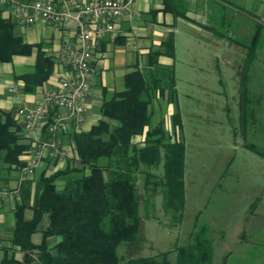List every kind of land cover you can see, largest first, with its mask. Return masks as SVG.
Here are the masks:
<instances>
[{"label": "trees", "instance_id": "obj_1", "mask_svg": "<svg viewBox=\"0 0 264 264\" xmlns=\"http://www.w3.org/2000/svg\"><path fill=\"white\" fill-rule=\"evenodd\" d=\"M165 45L174 55L173 33ZM32 47L14 36L9 19L0 18V62L28 54ZM169 71L168 101L177 107L171 125L182 132L178 93L173 70ZM51 72L52 60L38 51L34 72L22 76L23 90L33 91ZM159 79L140 70L128 73L125 88L103 101L101 113L112 121L101 119L76 134V165L21 182L15 224L9 244L1 246L0 264H170L168 251L128 258L119 253L122 244L140 239L141 202L150 216L161 194L164 213L175 221L183 219L186 209L185 141L171 140L163 123L152 124L151 104ZM138 136L143 139L137 141ZM31 147L32 137L16 110L0 109V161L18 168L23 164L20 156ZM63 176L66 182L58 189L57 180ZM36 232L41 233L40 242L33 240ZM51 236L60 238L56 254L47 245ZM16 251L23 253L22 259L16 258ZM175 251L177 264H211L214 247L207 226L194 230Z\"/></svg>", "mask_w": 264, "mask_h": 264}, {"label": "rangeland", "instance_id": "obj_2", "mask_svg": "<svg viewBox=\"0 0 264 264\" xmlns=\"http://www.w3.org/2000/svg\"><path fill=\"white\" fill-rule=\"evenodd\" d=\"M205 5L206 25L197 30L206 35L213 26L229 35L233 60L217 59L209 42L199 44L196 34L180 29L176 76L183 131L171 125L175 105L172 111L151 106L153 125L163 123L171 140L186 144L184 217L175 221L165 214L161 194L150 216L141 202L140 239L122 244L119 253L128 258L168 251L170 264H177L176 246L207 226L211 264H264V0ZM243 48L250 51L246 63L255 55L250 69ZM35 238L41 240V233Z\"/></svg>", "mask_w": 264, "mask_h": 264}, {"label": "crops", "instance_id": "obj_3", "mask_svg": "<svg viewBox=\"0 0 264 264\" xmlns=\"http://www.w3.org/2000/svg\"><path fill=\"white\" fill-rule=\"evenodd\" d=\"M49 1L61 7L65 6L67 0ZM78 1L87 2L89 0ZM126 2L127 9L115 20L114 34H107L94 48L92 63L94 79L89 95L85 99L84 122L79 125L72 123L68 132L60 134L64 153L58 157L50 155L44 157L35 170L34 174L37 175V178L42 173L50 175L58 170L76 165L78 158L75 143L76 134L90 129L101 119L112 121L101 113L103 101L106 97L110 98L115 92L125 88V76L131 71L140 70L149 75L153 74L154 77H160V85L151 106L160 103L166 108V111L173 110L175 104L168 101L169 84L171 83L168 74L169 70H173L175 89L178 93L176 59L180 29L186 28L185 31L188 30L189 33L196 34L199 44L203 43V39L209 42L214 48V54L219 52L218 55H215L217 59L221 57L225 61L233 60V54L230 55L229 51L231 42L225 41L229 35L213 26L209 34L204 35L199 32L201 26L206 25L204 21L206 19V0H126ZM0 18L9 19L12 22L14 36L33 46L28 54H14L10 61L0 62V109L16 110L21 105L32 106L44 97L48 89L55 87L62 77L68 75V69L62 57L63 49L66 43H71L74 46L78 44L77 25L72 21L66 24H52L45 21L31 25L22 24L5 5H0ZM220 18L217 17L214 21L225 24ZM171 33L174 34V55L167 52L168 48L165 45L168 35ZM38 51H42L52 60V72L43 84L38 85L33 91L26 92L23 90L25 81L22 76L34 72ZM243 53L245 62L243 64L245 65L248 64L246 62L250 53L245 48H243ZM254 58L255 55L251 57L247 65L248 69L251 68ZM248 69L246 73H248ZM222 81L223 78L220 77L219 82ZM160 89L164 90L163 94L160 93ZM29 135L32 139L33 136L46 137L43 130H36ZM135 139L140 141L143 136H138ZM24 140L26 141V139ZM31 151L32 147L20 156L23 163L21 166L27 164ZM20 167L14 168L0 161V191L5 186H8L12 191L19 189L21 182L25 179ZM66 179L67 176H63L57 180L58 189L63 188ZM15 197L7 195L0 198V259L3 255L1 246L9 244L8 238L15 224L14 210L18 196ZM30 215L27 214V216ZM36 233L33 234V240L40 242L39 238H35ZM59 240L58 236L47 238V245L52 254L57 253L56 244ZM15 256L22 259L23 253L16 251ZM33 264H36V261Z\"/></svg>", "mask_w": 264, "mask_h": 264}, {"label": "built area", "instance_id": "obj_4", "mask_svg": "<svg viewBox=\"0 0 264 264\" xmlns=\"http://www.w3.org/2000/svg\"><path fill=\"white\" fill-rule=\"evenodd\" d=\"M22 24L45 21L52 24L75 22L78 44L66 43L63 62L68 75L47 90L42 99L32 106L21 105L16 115L28 133L43 130L46 137L33 136L32 151L27 164L20 167L25 179L34 175L42 159L47 155L58 157L64 153L60 134L68 132L72 123L79 125L85 120V99L94 79V48L107 34H114L115 20L127 9L126 0H67L59 7L49 0H0ZM18 196L19 189L12 191L5 186L2 196Z\"/></svg>", "mask_w": 264, "mask_h": 264}]
</instances>
